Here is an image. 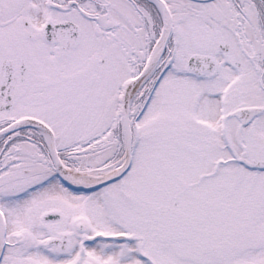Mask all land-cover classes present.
Returning a JSON list of instances; mask_svg holds the SVG:
<instances>
[{"label": "snow or ice", "instance_id": "1", "mask_svg": "<svg viewBox=\"0 0 264 264\" xmlns=\"http://www.w3.org/2000/svg\"><path fill=\"white\" fill-rule=\"evenodd\" d=\"M0 264H264V0H0Z\"/></svg>", "mask_w": 264, "mask_h": 264}]
</instances>
